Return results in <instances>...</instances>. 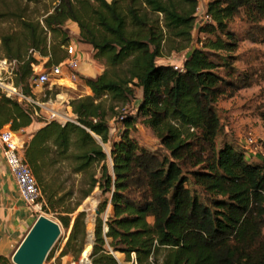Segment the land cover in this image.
I'll return each instance as SVG.
<instances>
[{
	"label": "trees",
	"instance_id": "trees-1",
	"mask_svg": "<svg viewBox=\"0 0 264 264\" xmlns=\"http://www.w3.org/2000/svg\"><path fill=\"white\" fill-rule=\"evenodd\" d=\"M53 1L41 21L20 18L19 38L1 39L5 60L15 63L14 86L34 99L37 57L46 60V68L66 58L67 23L75 24L77 43L89 46L105 70L81 79L91 95L69 102L73 120L64 123L37 120L0 95V130L43 124L22 155L46 198L42 209L62 206L60 226L70 228L57 260L70 253L78 260L86 237V214L78 209L97 187L107 198L96 208L91 264H119L112 252L132 264H264V163L247 159L233 143L217 147L224 127L216 110L218 100L252 85L254 72H237L232 57L222 54L237 48L229 28L235 18L246 23V40L264 46V0H209L210 21L199 24L203 38L196 48L199 0ZM184 51L182 71L157 65L165 55ZM137 89L136 114L120 116L123 131L107 154L108 120L117 116L113 104L136 101ZM259 117L264 123V107ZM139 119L161 150L146 149L131 137ZM65 163L88 180L73 206L65 204L72 191L56 198L44 182ZM108 205L113 213L103 220ZM52 256L53 250L47 260ZM0 264L13 263L0 256Z\"/></svg>",
	"mask_w": 264,
	"mask_h": 264
},
{
	"label": "rangeland",
	"instance_id": "rangeland-1",
	"mask_svg": "<svg viewBox=\"0 0 264 264\" xmlns=\"http://www.w3.org/2000/svg\"><path fill=\"white\" fill-rule=\"evenodd\" d=\"M207 2L208 0L198 1L199 9L197 10V27L193 33V48L198 47L199 45H197L196 42L203 38V35L199 34L197 30L199 24L202 22L203 16L201 13ZM54 6L55 2L53 0H0V60L6 59L3 55V48L1 46L2 37L16 34L19 38L21 36L20 20L24 19L32 22L41 21L46 13H50L52 11ZM65 28L68 30L71 43H77V36L75 35L77 27L67 23ZM229 28L232 32H234L238 40L237 48L232 53H224L222 55L232 57L233 60L230 61V64L237 72L247 73L248 71H251L254 72V74L252 78V85L249 88L239 90L232 98H222L218 100L216 110L224 127V133L219 139H217V147H220L221 143L227 141L233 143L239 148H243L245 138L248 134H251L258 140L264 139V123L259 117V112L264 107V97L262 95V91L264 90V78L262 77L264 75V46L261 44H252L245 39L244 34L247 25L243 19H233L229 24ZM48 38H50V36H48ZM77 47L83 53H81V63L84 62L86 64L88 71L84 73L83 77L80 75L77 82L70 83L66 80H62L59 82L58 87L52 90H50V85L33 87L32 92L34 94V100L44 105L43 108L37 110L38 116H35L37 120H49L51 111L58 113V117L51 120H56L60 123L73 120L71 109L68 106L69 102L73 99L91 95L90 90L84 85L81 79H94L105 70L102 62L93 59L94 52L89 46L81 44ZM186 53L187 51L165 55L163 58L157 60V65H181ZM39 62V69H41L46 61L39 60ZM55 92H57L56 95H54ZM136 98H138L136 101L131 102L126 106L113 104L115 108L114 110L117 112V116L113 115V117L108 120L111 142L110 144L103 146L107 154L110 153V146L112 142L117 141L123 131L120 116H135L138 100L141 98V90H136ZM140 121L141 119H139L138 123L135 125V130L131 131V137H133L140 146L146 149L161 150L160 143L154 136L151 129L140 124ZM263 159L254 158L253 161L261 164L264 163ZM53 170L50 171V175H46V179L44 181L45 184L57 192L56 198L64 196L68 192L72 191V196L66 199L65 204L73 206L76 202H78L82 194L81 192L87 188V175L73 174L68 163L58 165ZM38 186L41 191V198L39 201L41 207L40 209L37 208V212L35 214L37 217L44 215L60 226L58 216L60 212H62V206H48L47 210L44 211L42 208L45 206L46 198L42 194L41 186ZM95 189L98 188L96 187ZM105 198H107V196H102L99 190H95L81 204V206L85 208L84 212L86 214L85 240L89 237L90 231H92L94 235L95 219L97 217L95 215V210H97L96 208L98 204ZM81 206L79 207V210ZM110 216H112V213L108 211L107 206L106 211L101 215V217L105 220ZM60 230V236L52 248L53 255L57 257H59L61 249L67 242L70 234V228L65 231L60 226ZM85 240L82 250L78 256V260L85 258V256H83L87 244V242L85 244ZM68 257L70 260H74V254L70 253L68 254ZM115 257L119 264H131L125 262L122 256ZM56 263H62V259L57 260ZM76 263H78V261Z\"/></svg>",
	"mask_w": 264,
	"mask_h": 264
},
{
	"label": "built area",
	"instance_id": "built-area-1",
	"mask_svg": "<svg viewBox=\"0 0 264 264\" xmlns=\"http://www.w3.org/2000/svg\"><path fill=\"white\" fill-rule=\"evenodd\" d=\"M199 8L197 7V10ZM202 22L210 21L205 11H202ZM66 53V58L56 65L49 67L42 66L39 69V65L33 68L34 78H32L33 87H43L50 85V90L57 88L59 82L66 80L70 83H75L80 78L79 68L81 65V51L77 45L69 42L68 45L62 47ZM39 60H44L37 57ZM45 64V63H44ZM14 62H8L7 60H0V95L10 99L27 111L32 112L34 116H38L39 109L43 108L44 105L37 102L30 96L24 95L19 89L13 84V69ZM173 69L176 71H182L181 65H174ZM58 117V113L55 111L50 112V119ZM121 119V118H120ZM19 132H13L9 126H4L0 130V143L3 150V158L7 168L13 176L19 196L21 200L28 206L40 209L39 204L41 198V191L38 186L37 180L34 177L29 165L23 159V149L25 146V140L19 135ZM243 149L247 159L257 158L263 156V149L260 140L253 137L251 134L245 138ZM57 256H52L49 260L46 259L44 264H57ZM69 258V257H68ZM133 258V255H132ZM74 261V260H73ZM69 260L60 264H91L89 255L85 258H81L73 262Z\"/></svg>",
	"mask_w": 264,
	"mask_h": 264
},
{
	"label": "crops",
	"instance_id": "crops-1",
	"mask_svg": "<svg viewBox=\"0 0 264 264\" xmlns=\"http://www.w3.org/2000/svg\"><path fill=\"white\" fill-rule=\"evenodd\" d=\"M205 10L206 5L203 11ZM70 24L75 25L73 23ZM75 35L78 36V29L76 30ZM74 44L77 46L81 45L78 43ZM86 67L87 66L84 62L81 63L79 72L82 77L84 76V73L88 71ZM42 126L43 124L40 122H33L28 128L22 130L19 135L25 140V142H27L30 140L32 134ZM95 190L98 191V189ZM95 190H93V192ZM108 211L113 213L111 205H108ZM36 212L37 208L28 206L21 200L16 182L5 164L2 145L0 143V256H12L16 246L21 242L37 219ZM118 254L125 260L124 255L120 253ZM69 260L70 258H68V256L62 258V262H67Z\"/></svg>",
	"mask_w": 264,
	"mask_h": 264
},
{
	"label": "water",
	"instance_id": "water-1",
	"mask_svg": "<svg viewBox=\"0 0 264 264\" xmlns=\"http://www.w3.org/2000/svg\"><path fill=\"white\" fill-rule=\"evenodd\" d=\"M84 209L81 206L79 212L84 211ZM95 215H99L97 210H95ZM60 233L59 224L44 215H40L14 250L11 262L13 264H44ZM86 242L87 240H85V244ZM93 247L94 240L88 254L90 258ZM111 254L115 257L116 253L112 252Z\"/></svg>",
	"mask_w": 264,
	"mask_h": 264
},
{
	"label": "bare ground",
	"instance_id": "bare-ground-1",
	"mask_svg": "<svg viewBox=\"0 0 264 264\" xmlns=\"http://www.w3.org/2000/svg\"><path fill=\"white\" fill-rule=\"evenodd\" d=\"M90 222V221H89ZM93 241V233L92 231L89 232V237L87 238V244H86V249L85 252L83 253V256H87L91 250V244ZM117 254V253H116Z\"/></svg>",
	"mask_w": 264,
	"mask_h": 264
}]
</instances>
